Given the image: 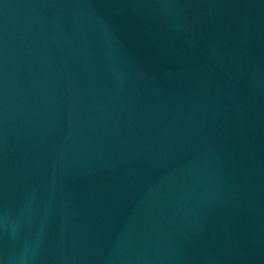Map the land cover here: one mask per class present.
I'll list each match as a JSON object with an SVG mask.
<instances>
[{
    "label": "water",
    "instance_id": "water-1",
    "mask_svg": "<svg viewBox=\"0 0 264 264\" xmlns=\"http://www.w3.org/2000/svg\"><path fill=\"white\" fill-rule=\"evenodd\" d=\"M0 264H264V0H0Z\"/></svg>",
    "mask_w": 264,
    "mask_h": 264
}]
</instances>
